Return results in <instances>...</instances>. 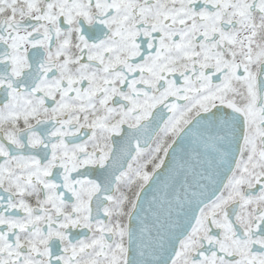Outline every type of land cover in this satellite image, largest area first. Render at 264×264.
<instances>
[{
	"label": "snow or ice",
	"instance_id": "snow-or-ice-1",
	"mask_svg": "<svg viewBox=\"0 0 264 264\" xmlns=\"http://www.w3.org/2000/svg\"><path fill=\"white\" fill-rule=\"evenodd\" d=\"M0 264H264V0H0Z\"/></svg>",
	"mask_w": 264,
	"mask_h": 264
}]
</instances>
